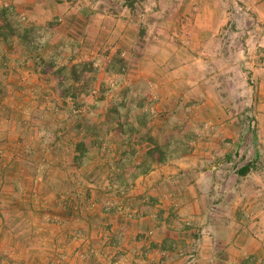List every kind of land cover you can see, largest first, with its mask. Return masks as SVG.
Masks as SVG:
<instances>
[{"label":"rangeland","instance_id":"1","mask_svg":"<svg viewBox=\"0 0 264 264\" xmlns=\"http://www.w3.org/2000/svg\"><path fill=\"white\" fill-rule=\"evenodd\" d=\"M151 217L171 231L142 251ZM215 243L264 264V0H0V264H212Z\"/></svg>","mask_w":264,"mask_h":264},{"label":"crops","instance_id":"2","mask_svg":"<svg viewBox=\"0 0 264 264\" xmlns=\"http://www.w3.org/2000/svg\"><path fill=\"white\" fill-rule=\"evenodd\" d=\"M217 12H220L219 9H215L214 10V13L217 14ZM216 28V20L214 19L213 20V24L209 27V29H215ZM168 170V172H173V175L170 176L169 178H171V182L170 183H167L165 182V179L166 177L163 176V173L165 172V169L163 168H154L149 174H147L146 178L147 180H149L150 182V189H155V190H158L162 193V195L160 196L159 200L160 201H164L165 203L167 204H170V203H176V201L179 199V197L181 196V192H176L175 188H177L178 186V183H179V180H178V177L179 175H177V173H175V170L173 169H169V168H166ZM172 170V171H171ZM165 185V187H164ZM153 186L155 188H153ZM170 189V193H169V190ZM153 192V191H152ZM153 194H157L156 192H154ZM164 196V198H163ZM188 198V197H187ZM210 202V200H209ZM192 204V202H189V204ZM144 219V218H143ZM142 219H140L141 221ZM145 220H147V218H145ZM149 220V226L152 224H155L154 227V231H153V242L152 243H149L148 241H145L144 242L142 241L144 237L146 236H143V235H140L138 234L137 232H141L142 230V225H138L137 228H138V231H136L135 229L132 231L133 236H135L134 238H137V241L135 244L139 245L140 248H142V251H145L149 248L150 251H154L153 249H155V245H157L156 242H160L162 241L165 237V235L169 236V232L171 231V229H167V232H165V230L163 229V225H160V223H165L166 220H162L161 217L160 218H148ZM142 222V221H141ZM145 222V221H144ZM151 226V227H152ZM137 233V234H136ZM143 237V238H142ZM160 237V238H158ZM165 240V239H164ZM201 248V247H200ZM213 249H214V256L210 258V261H212V264H221L222 262H226V260H224V257L226 258V252L228 251L229 248L227 247H221L219 245H217V243H215L213 245ZM132 252L134 253L135 252V249H132ZM203 250H201L200 254H202ZM224 254L223 258H221L219 255L221 254ZM151 256L153 255H149V258H151ZM247 257V254L242 256L241 259L243 260V258ZM155 260H156V257H153ZM57 258H55L53 260V263H55ZM72 260L71 258L68 259V263L67 261L65 262V264H76L75 261H70ZM142 262V261H141ZM149 262H151V260L147 259V258H144L143 259V264H148ZM82 264V263H81Z\"/></svg>","mask_w":264,"mask_h":264},{"label":"trees","instance_id":"3","mask_svg":"<svg viewBox=\"0 0 264 264\" xmlns=\"http://www.w3.org/2000/svg\"><path fill=\"white\" fill-rule=\"evenodd\" d=\"M136 1L137 0H125V4L129 5L130 7H133V5ZM85 72H86V70H83L81 72V74H84ZM73 76H74L73 79L75 81H79L82 77L81 75H78L76 71H73ZM73 92H75L74 86H67L62 91V95L75 97L76 95ZM88 149H89V145H88V143H85V142L79 143V145L77 147V151L79 150L82 153L86 152ZM145 158H146V160H145L144 164L147 165V167L142 171V174H146L152 169V165H148L149 161H150L149 159L153 160L154 162H159V163L164 162L166 160V152L159 145H153L152 147H149L148 150H146ZM251 167H252V165L250 163L244 165L239 170L240 174L241 175H247L250 172Z\"/></svg>","mask_w":264,"mask_h":264}]
</instances>
